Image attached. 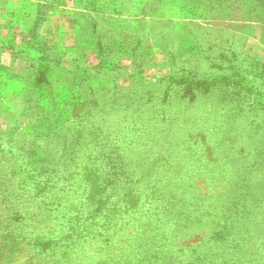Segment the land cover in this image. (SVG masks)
Returning <instances> with one entry per match:
<instances>
[{
    "label": "rangeland",
    "instance_id": "1",
    "mask_svg": "<svg viewBox=\"0 0 264 264\" xmlns=\"http://www.w3.org/2000/svg\"><path fill=\"white\" fill-rule=\"evenodd\" d=\"M153 180L175 213H124ZM236 246L264 264V0H0V264Z\"/></svg>",
    "mask_w": 264,
    "mask_h": 264
},
{
    "label": "trees",
    "instance_id": "2",
    "mask_svg": "<svg viewBox=\"0 0 264 264\" xmlns=\"http://www.w3.org/2000/svg\"><path fill=\"white\" fill-rule=\"evenodd\" d=\"M124 170H126L125 167L120 168V171H124ZM71 171L72 170L66 168L64 173L62 172L61 176L64 178V180H68V177H70L73 174ZM45 175H47L48 177H55L54 172H47ZM152 175L153 174H151L150 176H152ZM41 176H42V174H41ZM112 178H115V175H111V177L109 179H112ZM82 179H84V180L88 179L86 173H83ZM79 182H80V180L78 181V184H79ZM154 182H155V180H153L151 182L152 186H151V188H149L147 193L142 192L143 194H138L139 191L136 192L137 194L135 195L134 202L132 200L133 198L130 197L129 194H123L124 199H121L123 204H124L122 211L124 213H127V215H128L130 213H132V214L136 213L137 208H145L146 212H149L150 215L154 214V216H156V217L162 216V217H160L161 221L164 219V217L175 213V211H173L172 213L168 214V212L166 211V208L161 207V206H163V204H161L159 202H162V199H161V201H158L156 199L158 196H161L160 193H157L155 195L152 194V193H154V191H156V189L158 187L156 185V183H154ZM106 183H109V182H106ZM74 186H75L74 183H71V186H69L66 193L72 194V192H73L72 190L78 191ZM66 193L64 195H66ZM85 193H86V189H85ZM27 212H29L28 209H20L19 210V216L20 217L23 216L25 218ZM95 213H96V211L93 210L92 211L93 217L96 215ZM157 239H158L157 242L154 241L155 243H150V244L154 245L156 248H159V250H161V251H163L166 247H168L167 242H165V239H167V238H165V236L158 235ZM239 246H236L237 247L236 252L227 253L226 255H223L224 253H222V255L226 256V257L224 260L221 259L220 263L223 262L222 264H244L243 263V257H241L242 253L238 252V251H241V249H238ZM229 248H231V247H229ZM232 250H234V249H232ZM205 255H206V257H202L200 261L204 264H213L212 260H211V258L213 259L211 253L206 252ZM255 258H256V256H255ZM177 259H178V261L180 260L179 256L177 257ZM162 260H164V259L162 258ZM164 261H166V263H168V264H176L178 262V261H175L173 259L170 262L166 259ZM157 264H161V263H157ZM179 264H181V263L179 262ZM191 264H193V263L191 262ZM250 264H253V262H251Z\"/></svg>",
    "mask_w": 264,
    "mask_h": 264
}]
</instances>
